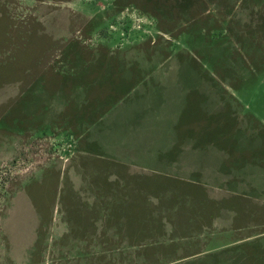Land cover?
Here are the masks:
<instances>
[{"label":"rangeland","instance_id":"1","mask_svg":"<svg viewBox=\"0 0 264 264\" xmlns=\"http://www.w3.org/2000/svg\"><path fill=\"white\" fill-rule=\"evenodd\" d=\"M0 264H264V0H0Z\"/></svg>","mask_w":264,"mask_h":264},{"label":"crops","instance_id":"2","mask_svg":"<svg viewBox=\"0 0 264 264\" xmlns=\"http://www.w3.org/2000/svg\"><path fill=\"white\" fill-rule=\"evenodd\" d=\"M135 91V90H134ZM152 98L151 96H148V100ZM136 103V106H128L127 108H132V113L137 114V117L133 118L132 116H129L127 113H123L118 116V113L114 114L110 119L105 121V132L108 134V136H111L113 138L110 139L109 143L104 137L103 134L99 136L100 144H103V148L107 150L105 153L108 154L112 159L127 164L128 166L138 167L139 164L133 165L135 162H139L142 164V167L148 168L150 170H154L155 168H158L157 165L154 166L153 162H155L156 154L158 152H161L163 150H170V148L173 146L175 147L178 144L179 136L173 135V132H175V128H177L181 115H178V113H169L167 112L166 108L158 109L159 112H162L163 114H167L169 118L167 121L165 118L160 117L159 115H156L152 117V119H149L143 117L141 115V110L144 108L143 106L139 105L138 98H136V101L131 102ZM149 108V105L147 106ZM138 110V112H137ZM143 112V110H142ZM151 112H156L152 110ZM157 112V113H159ZM154 114V113H152ZM129 118V119H127ZM105 119V118H104ZM109 121V122H108ZM122 130H119L120 128H123ZM199 133L196 132L195 135ZM157 136L156 138L163 137L164 139H160L158 142L155 140H150V142H146V151H138L140 148V145H143V143L151 137ZM167 136H170L169 138ZM173 137L174 141H173ZM142 138H144L142 140ZM155 138V139H156ZM164 141V144L160 147L158 144L162 143ZM174 142V143H173ZM170 147H167L170 145ZM111 146V147H110ZM155 146L159 151L155 150V148L150 147ZM167 147V148H165ZM185 147V146H184ZM165 148V149H164ZM115 150V151H113ZM154 151H157L154 153ZM169 153V152H168ZM156 155V156H154ZM180 159H183L184 162L186 161H194L197 160V156H179ZM199 157L202 158V156L199 155ZM160 157H158L159 160ZM224 159V158H222ZM162 163H166L167 165V159L166 157H163ZM160 161V160H159ZM222 162V161H221ZM219 169L216 170L219 174L216 176L219 177L220 182L227 180V178H223L224 172L221 171V165H219ZM140 167V166H139ZM187 170L192 168L193 166H185ZM185 168V169H186ZM197 170H200L199 173H202L203 169L199 166L197 167ZM191 178V177H190ZM189 179V178H188ZM224 179V180H223ZM221 198V197H220Z\"/></svg>","mask_w":264,"mask_h":264}]
</instances>
